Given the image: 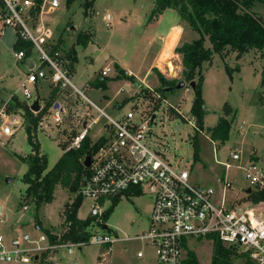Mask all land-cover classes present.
Instances as JSON below:
<instances>
[{
    "label": "rangeland",
    "instance_id": "rangeland-1",
    "mask_svg": "<svg viewBox=\"0 0 264 264\" xmlns=\"http://www.w3.org/2000/svg\"><path fill=\"white\" fill-rule=\"evenodd\" d=\"M65 1L66 5L61 11L42 18L47 29H51L54 33L50 42L46 40L43 42L48 50L53 47V49L68 55L71 51V45L76 43L78 35L82 31H87V33L93 32L95 44L99 48L105 49L109 56L130 55L136 46H138L137 57L140 56L143 44L138 45L136 42L141 29L134 31V28L129 26H120V23L117 25V18L122 7L131 9L134 5L133 0H94L92 9L89 8L88 10L86 5L92 0H73L71 4L69 0ZM256 11L264 18V5H258ZM108 14L113 17L111 27L103 20ZM183 23L184 29L180 28L178 31H174L167 42L160 40L162 49L164 50L165 46L167 49L162 51L157 61L158 67L155 68L163 74L167 81L177 80V84L175 86L162 85L158 72L154 70V74L146 79V84L136 80L131 81L134 84L133 87L119 98L121 100L129 96L131 99L128 102H124L122 107L116 104L114 108L106 109V112L116 117L126 114L137 106L145 109L151 108V106L156 107L155 111L158 113L152 129L156 144L164 146L165 155L169 162L179 167L181 171H189L192 184L213 188L216 191L214 198L217 202L221 197L223 188L219 181H223L225 178V169L219 161H225L232 151L238 150L242 152L244 160L255 157L264 163V87L259 76L260 70L264 66V58L259 52H251L245 55L243 61L248 64H245L241 71L234 75L233 79L227 74L225 66L235 67L234 69L237 71L236 69L240 67V64H236V62H241L243 58L238 60L235 53L229 49L223 54H215L211 62L205 63L206 67L209 65V67L214 68L209 72V81L206 86L204 82L202 89L205 106L208 108L205 125L208 128H213L218 124L219 119L225 115L223 110L225 104H229L234 109L230 115L232 119L236 112V127H234L235 132L233 130L231 134V140L226 144L215 142L206 128L198 134L193 126L194 117L191 108L195 93L190 87V82L183 78L182 57L176 55L175 51L180 39L182 41L179 46L200 38V35L188 23L184 21ZM28 25L31 26V22H28ZM205 38V47L211 49L212 44L208 36ZM15 39L16 36L12 30H8L4 35L0 34V108L9 104V111L24 122V126H21L13 137L8 138L0 134V202L4 203V214L0 217V234L12 238L27 232L33 237H38L45 230L37 229L36 226H45L48 228L46 230L61 236L67 231V223L63 216L66 206L75 202L78 192L73 193L68 188L59 186L55 192V201L48 207L43 206L40 209H37L33 202L27 201L23 196L27 188L23 178L28 166L22 162V159H27L32 154L33 149L28 141V133L25 128V108L30 109L29 103L40 96L41 106L44 108L42 113L48 112L55 105L56 100H59L67 109L63 124L58 129H53L50 134L40 131L38 125L33 130L34 141L40 144L41 155L47 157L46 172L56 165L65 150L71 148L73 139L83 130V127L80 126L81 116L89 114L95 118L99 113L87 103L79 107L77 96L72 93L74 91L71 87L57 98L52 95V97L44 99L49 96L51 88L47 83H43L39 93L38 87H34L33 99L26 100L23 96L21 83L26 79L30 69L27 63L18 62L15 59L14 53L16 51L13 45ZM169 51H172L170 57L163 58V54ZM31 53L33 59L39 63L37 51L31 50ZM154 56L155 49L151 48L146 57L147 63L143 75L148 63ZM168 58L177 68L175 69L177 71L176 76L169 72L168 63L166 64ZM207 72L203 68L205 78ZM72 81L74 82L73 78ZM180 82L186 83L185 88L175 89ZM74 83L76 84V82ZM123 84L124 82L115 80L111 87V93L115 94ZM149 87L155 92L150 91ZM169 88H171L170 92L162 95V90ZM83 92L97 104L98 96L103 95L99 91H91L87 88ZM155 93L162 95V98L167 100L169 104L162 100L156 103V99L153 98ZM12 95H16L18 98H13ZM148 100H153L154 103ZM172 107L177 108L181 114ZM103 127L104 120L92 127L89 133L91 144L103 135ZM236 129L240 130V133H237ZM196 136L200 147L199 161L197 162L194 160L193 147V139ZM228 176L234 184V190L229 191L227 196L228 205L239 200L242 207L246 208L248 206L246 204L248 200L245 199L246 190L250 186L245 181L243 173L234 168L228 173ZM9 179L11 182H8ZM92 203L93 201L90 199H83L78 211L79 218L82 220L89 219ZM151 204L152 199L147 195L125 196L114 206L113 200H110L105 205L107 211L112 209L109 219L105 223L108 225V230L101 227L95 231L100 234L113 233L120 237L129 238L142 236L148 229ZM25 206L29 207L28 211H24ZM94 228L95 225L93 224L92 228H89V233ZM188 250H192L202 264H212L213 245L211 241L207 239L193 240ZM230 251L232 252L230 258L233 264H248L243 254L232 249ZM107 252L109 255L107 261L104 262L100 256ZM58 256L62 257L56 258L55 256L58 262L49 263L160 264L156 256V249L149 242L138 239L119 242L113 245L111 249L86 245L82 251L77 250L73 256H68L64 251H61ZM44 257L45 261L49 260V255ZM28 264L31 263L28 262Z\"/></svg>",
    "mask_w": 264,
    "mask_h": 264
},
{
    "label": "built area",
    "instance_id": "built-area-1",
    "mask_svg": "<svg viewBox=\"0 0 264 264\" xmlns=\"http://www.w3.org/2000/svg\"><path fill=\"white\" fill-rule=\"evenodd\" d=\"M65 5L64 0H0V33L12 30L18 39L31 44L29 50L14 53L18 62L29 65L30 72L21 85L26 100L33 99V88L40 82L49 81L53 89L61 93L71 87L79 107L87 103L99 113L95 118L89 114L81 116L83 130L73 139L70 149L79 148L88 139L92 127L104 120L106 133L97 141L103 140L102 145L91 156L92 164L87 168L89 172L83 177L78 190L83 199L93 201L89 213L92 222L87 232L93 224L95 228L89 233V240L80 243H52L44 232L38 237L27 232L12 238L0 234V264H43L42 257L56 250H65L72 255L86 245L111 249L119 242L134 239L149 242L156 249L160 264H202L188 247L193 240L203 239L211 241L212 245L219 240L228 249L243 254L248 264H264V202L248 200L252 192L264 190V163L255 157L244 160L237 151H232L225 161H219L225 169V178L219 181L223 188L217 202L213 188L192 184L189 171H181L169 162L164 146L154 140L152 129L158 113L156 107L145 109L137 106L126 114L113 117L99 108L72 81L67 55L53 47L50 51L43 45L45 40H52L54 33L47 29L42 18L58 13ZM105 20L111 27L112 16L108 14ZM31 50L37 51L39 63L33 59ZM31 62L33 68H30ZM110 72V68L105 69L103 76ZM149 90L155 92L151 87ZM153 98L156 103L159 100L168 103L158 93ZM36 100L41 106L38 98L29 103L30 109ZM148 101L154 103L153 100ZM8 106L5 104L0 110V133L11 138L24 126V122L12 114ZM55 106L56 103L46 113H42V106L39 112L31 110L39 117L38 129L45 134L58 129L67 114L64 105ZM172 108L181 114L177 108ZM193 126L197 129L195 119ZM234 168L243 173L250 186L246 190V208L239 200L228 205V193L234 190L228 173ZM131 195H147L152 199L147 231L136 238L97 233L96 229H104L106 225V203ZM23 209L28 211L29 207ZM190 254H194L195 262ZM108 255L107 252L100 257L106 262Z\"/></svg>",
    "mask_w": 264,
    "mask_h": 264
},
{
    "label": "trees",
    "instance_id": "trees-1",
    "mask_svg": "<svg viewBox=\"0 0 264 264\" xmlns=\"http://www.w3.org/2000/svg\"><path fill=\"white\" fill-rule=\"evenodd\" d=\"M72 1L69 0L70 4ZM93 2L94 0L90 3L93 5ZM259 4L264 5V0H156L150 21L159 18L165 10L174 9L178 11L182 21L188 23L200 35V38L190 43H184L176 49V53L182 57L184 80L190 83L196 82L195 99L191 113L196 121L198 134L205 130L206 111L205 100L202 96L205 82L203 65L206 62H211L215 54H223L228 49L236 54L238 60L251 52H259L264 58V18L254 11V8ZM205 36H208L212 44L211 49L205 47ZM89 42V34L82 32L78 35L75 45L67 55L72 70L73 65L78 61L75 46L87 47ZM30 48L31 44L22 39H18L14 46L16 52ZM116 69L119 74L118 78L134 81L133 77L126 76L125 71L118 65ZM225 69L229 77L233 79L235 69L228 65L225 66ZM154 70L158 72L162 85L175 86L177 84V80L167 81L160 71ZM106 83L105 80L101 82L103 89L106 88ZM261 84L264 87V66L261 72ZM162 91V95H165L167 89ZM25 110V128L28 133V141L33 149L32 154L27 159H22V162L28 166L23 178L27 187L23 196L27 201L33 202L37 209H40L54 202L55 192L59 186L68 188L73 193L78 192L83 177L89 172L84 166L86 156H92L102 145L103 140L91 147L90 140L86 139L79 148L65 151L56 165L46 172L47 157L41 155L40 144L34 141L35 137L33 136V130L37 127L39 117H36L29 108H25ZM223 110L226 116L232 114V108L229 104H225ZM230 130L231 121L221 117L218 125L207 131L214 141L225 143L229 140ZM193 147L194 160L197 162L200 154L197 136L193 139ZM119 200L115 199L113 206ZM248 200L255 203L264 202V190L252 192ZM82 202L83 198L78 195L73 204L66 206L63 216L68 227L63 235H55L49 230L44 231L52 243L69 241L80 243L89 240L87 229L92 219L82 220L78 217ZM111 210L109 209L104 215L105 223L109 219ZM231 254L230 249L225 248L219 240H215L212 264H233L230 258ZM190 257L195 262L194 254H190Z\"/></svg>",
    "mask_w": 264,
    "mask_h": 264
},
{
    "label": "crops",
    "instance_id": "crops-1",
    "mask_svg": "<svg viewBox=\"0 0 264 264\" xmlns=\"http://www.w3.org/2000/svg\"><path fill=\"white\" fill-rule=\"evenodd\" d=\"M133 1H134V5L131 9H129V7L128 8L122 7V9L120 11V15L117 18V25H119V23H120V26H129L130 28H134V31L141 29L139 36H138V39H137V42H136V43H138V45L140 43L143 44V49H142V52L139 54L140 55L139 57H137V55H138L137 47L138 46H136V45H135L136 46L135 50H132L130 55L127 54L126 56H122V57L109 56V54L105 52L106 51L105 49L99 48L95 44L93 32L87 33V31H82L83 33L90 35V42H89L87 47L77 46V45L75 46V51L77 53V60L78 61H77V63H75L73 65V70L70 68L73 80H74V82H76L75 85L81 91H83L84 89L87 88L91 91H99V92L103 93V95L98 96V104L95 103L93 100L92 101L99 108L103 109L104 111H106V109H108L110 107L114 108V106H116V104H119V107H122L124 102H128L131 99L129 96H127V97L119 100V98L122 96V94L125 92L128 93L134 84L126 78H118L119 74H118V71L116 69V66L118 65L122 70H124L126 76L133 77V79L138 81L139 83L141 82L143 84H146V79L151 74H154V69L156 67H158L157 61H158V58L161 55L162 51L164 52V50L167 49V46H165L164 50L162 49V43L160 40L167 42L168 38L170 37V35L174 31H176V30L178 31L180 28L183 30L185 27L183 25L184 23H183L180 15L178 13V11H176L174 9H167L159 18L150 21V17H151L152 12L155 8L156 0H133ZM259 5H262V4H259ZM257 6L254 8V11L256 13H259L258 11H256ZM92 7H93V5L91 4L90 9H92ZM103 20L105 22H107L105 20V17L103 18ZM112 20H113V17H112ZM0 34L4 35L2 33H0ZM180 38H182V37H180ZM17 40H18V38L16 36V39L13 41L14 46H15ZM181 41L182 40L180 39V41L178 42V45H176V47L179 48L184 44L183 43L181 46H179ZM74 45L75 44L71 45V49ZM151 48L155 49V56L148 63V66L146 67L147 68L146 72L143 75V70L145 69V66L147 63L146 57L149 55ZM175 54L179 55L176 53V51H175ZM163 55H164L163 58L170 57L171 51L166 52ZM179 56L181 57V55H179ZM135 58H138V59L136 60ZM243 60H244V58L241 59V62H238V61L236 62V64H238V63L240 64L239 65L240 67H238L239 70L234 72L233 77H234V75H237V73H239L241 71V68L245 64H248L247 62H245ZM68 61L70 64L69 59H68ZM167 63H168V61H166V64ZM107 68H110L111 72L109 74H107L106 76H103V71ZM203 68H204V70L208 71L206 74V78H205L206 79L205 80V86H206V84L209 81V72L212 71L214 68L209 67V65L206 67L205 64L203 65ZM231 68L234 69L235 67H231ZM262 69H263V66L260 70V74H259L260 78H261ZM104 80L107 83H106V88L103 89L101 87V82H103ZM115 80L122 81V82H124V84L121 85V87L116 91L115 94H112L111 93V87H112V84L114 83ZM43 83H47L49 85V87L51 88L49 96L44 98V99L52 97V95L54 98L55 97L57 98L58 96L63 94L61 92H58L57 90H54L52 84L49 81H42L37 85L38 93H39L40 87H42ZM21 85H22V83H21ZM12 96H13V98L17 97L16 95H12ZM39 99H41V97ZM55 102H56V104H61V102L59 100H56ZM0 110H1V108H0ZM232 110H234V109L232 108ZM205 111H206V115H205V120H206L207 111H208L207 106H205ZM223 117L227 118L228 120H231V130H230L229 140L226 141L225 143H223V144H226L231 140V134H232L233 130L235 132L234 127H236V125H235L236 112H235V114H233V119L231 118V116L227 117L226 115H224ZM215 127H213V128H215ZM205 128L207 130L212 129V128H208L206 125H205ZM236 132L240 133V130L236 129ZM105 133H106V131L104 129L103 135H105ZM208 134L211 136L210 133H208ZM103 135H101V137ZM254 135H256V134L254 133ZM88 139L90 140V144H91V138H90L89 134H88ZM215 142H220V141H215ZM95 143H92L91 145H93ZM236 151L240 152L238 150H236ZM240 153L242 154V152H240ZM242 156H243V154H242ZM243 158H244V156H243ZM136 197H139V196H136ZM0 205L2 207V213L0 215V217H1L4 214V203L0 202ZM47 207H48V205H47ZM150 213H151V208H150ZM150 213H149V216H150ZM36 228L37 229H43V230L48 229L47 227L45 228V226H42V227L36 226ZM61 251H64L68 256H73L76 252V251H74L72 255H69L67 253V251H65V250L53 251L49 254H46V255H49L48 261L47 260L45 261L44 256L42 257L44 260L43 264H46V263L50 264L51 262H54V263L58 262L57 261L58 259H56V258L57 257L62 258L61 256H58ZM55 256H56V258H55ZM99 259H100V257H99Z\"/></svg>",
    "mask_w": 264,
    "mask_h": 264
},
{
    "label": "water",
    "instance_id": "water-1",
    "mask_svg": "<svg viewBox=\"0 0 264 264\" xmlns=\"http://www.w3.org/2000/svg\"><path fill=\"white\" fill-rule=\"evenodd\" d=\"M90 7H91V4L88 3V4L86 5L87 10H88ZM30 68H33V63H32V62L30 63ZM185 86H186V83H185V82H180V83L175 87V89L180 90V89H182V88H185ZM190 87H191L192 90L194 91V90H195V87H196V82H195V81L191 82V83H190ZM170 90H171V88L167 89V92H170ZM55 107L58 108V107H59V104H56ZM40 109H41L40 102H39L38 100H36V101L33 103V105L31 106V110L34 111V112H39ZM91 164H92V158H91L90 155H88V156H86V159H85V161H84V166H85L86 168H89V167L91 166ZM8 182H11V180L9 179ZM249 192H250V190H249ZM1 213H2V207H1V205H0V215H1ZM104 230H108V226H107V225L104 226Z\"/></svg>",
    "mask_w": 264,
    "mask_h": 264
},
{
    "label": "bare ground",
    "instance_id": "bare-ground-1",
    "mask_svg": "<svg viewBox=\"0 0 264 264\" xmlns=\"http://www.w3.org/2000/svg\"><path fill=\"white\" fill-rule=\"evenodd\" d=\"M168 59H167V61H168L169 72H172V75L176 76L177 71L175 69H177V68H175L174 64L172 62H170V59L169 60Z\"/></svg>",
    "mask_w": 264,
    "mask_h": 264
}]
</instances>
